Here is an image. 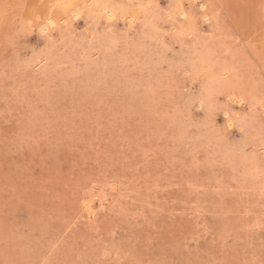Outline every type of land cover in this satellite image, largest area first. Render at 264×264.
<instances>
[{
	"label": "rangeland",
	"instance_id": "374dc122",
	"mask_svg": "<svg viewBox=\"0 0 264 264\" xmlns=\"http://www.w3.org/2000/svg\"><path fill=\"white\" fill-rule=\"evenodd\" d=\"M55 1L0 0V264H264V0Z\"/></svg>",
	"mask_w": 264,
	"mask_h": 264
},
{
	"label": "bare ground",
	"instance_id": "6f19581e",
	"mask_svg": "<svg viewBox=\"0 0 264 264\" xmlns=\"http://www.w3.org/2000/svg\"><path fill=\"white\" fill-rule=\"evenodd\" d=\"M39 1V0H38ZM84 1L85 0H58V1H55L58 2L56 7H58L60 10H62L63 12L67 13L69 12L74 6H76L78 3H83L84 4ZM91 1V0H90ZM193 1V0H192ZM42 2V1H41ZM97 2L99 3L98 0H93V2L91 4L88 5L87 7V10L90 12V10H92L93 7H98L97 10H98V14L102 15L105 17V19L107 21H111L113 20L116 15H117V8H115L114 6H108V5H105V4H97ZM127 2V0H126ZM179 5H180V2L178 1ZM82 4V5H83ZM88 4V2H87ZM150 4V3H149ZM48 5V4H47ZM206 5V2H201L200 3V7H204ZM182 5H180V7H176L173 8V9H168L165 11V15L167 17H173V15L175 14H178L179 16H181L182 18H187L188 17V13L186 12V10L181 7ZM53 7H55V4L52 6V5H49L47 6V11L45 12V18L43 19V22H40L38 24V30L40 33L42 34H45V33H50L53 29L55 28H58V27H61V23L59 21V19L54 15V12L51 11L53 9ZM139 7V6H137ZM141 8V7H140ZM77 8L75 7V10ZM202 9V8H201ZM80 10V9H79ZM86 10V9H85ZM80 12V11H79ZM82 12V11H81ZM93 12V11H92ZM71 13V12H70ZM91 13V12H90ZM81 14V13H80ZM78 14V15H80ZM92 14V13H91ZM77 15V14H76ZM203 17L202 18L203 20L207 21L208 20V16H207V13L203 11L202 13ZM73 16V15H72ZM91 16V15H90ZM74 17V16H73ZM98 17V16H97ZM123 17V16H122ZM154 17V16H153ZM99 18V17H98ZM76 19V18H75ZM122 19V18H121ZM154 19V18H153ZM97 20V19H96ZM105 20V21H106ZM202 20V21H203ZM134 21V17L132 15H129L127 17V23L128 25H131ZM137 21V20H136ZM150 21V20H149ZM241 21V20H240ZM193 22V21H191ZM250 22V21H249ZM135 23V22H134ZM64 24V23H63ZM72 24V23H71ZM85 24V22H84ZM97 24V23H96ZM192 24V23H191ZM241 24V22H240ZM69 23L68 22H65V24L63 25L64 26V29H67L69 27ZM194 25V24H193ZM250 25V24H249ZM149 26V25H147ZM73 27V26H72ZM104 27V26H103ZM152 27V26H151ZM155 27V26H154ZM186 27V26H185ZM157 28V27H156ZM254 29V28H253ZM243 31V30H242ZM181 32V31H180ZM182 33V32H181ZM185 34V33H183ZM251 34V33H250ZM108 35V34H107ZM217 79V78H216ZM205 90V89H204ZM209 91V90H208ZM235 99L232 98L231 101H234ZM240 101V100H239ZM199 103H202V99H200L198 101ZM228 120V119H227ZM230 120V119H229ZM96 194V198L97 199V202L98 200L100 201L101 200V197H99L100 195ZM93 199H91L92 201ZM90 201V202H91ZM89 202V204H90ZM87 207H90L93 209V207L91 205H88Z\"/></svg>",
	"mask_w": 264,
	"mask_h": 264
}]
</instances>
